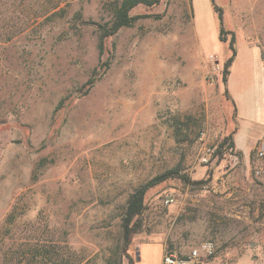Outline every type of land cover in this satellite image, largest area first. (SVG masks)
I'll list each match as a JSON object with an SVG mask.
<instances>
[{"label": "rangeland", "instance_id": "obj_1", "mask_svg": "<svg viewBox=\"0 0 264 264\" xmlns=\"http://www.w3.org/2000/svg\"><path fill=\"white\" fill-rule=\"evenodd\" d=\"M120 2L0 0V264H108L131 194L162 176L130 262L209 241L203 264H264V74L245 46L264 63V0L137 5L100 51Z\"/></svg>", "mask_w": 264, "mask_h": 264}, {"label": "trees", "instance_id": "obj_2", "mask_svg": "<svg viewBox=\"0 0 264 264\" xmlns=\"http://www.w3.org/2000/svg\"><path fill=\"white\" fill-rule=\"evenodd\" d=\"M160 0H121V2L113 8V14L109 24H98L99 32V50L102 51V40L110 35L116 33L119 29L123 27L130 26L134 21L135 17L129 15V11L137 5H143L146 7H151L159 3ZM214 8H216L213 0H210ZM218 22H219V40L224 42L226 38L223 36L226 33L231 34V39L228 43L229 50L231 55L227 58L224 63V70L222 73L223 80L227 83L228 75L230 72V66L236 55L234 44V34L232 32H227L223 28V17L219 9L218 12ZM91 82V81H90ZM228 138H225L222 143H225ZM230 145L233 146V140L230 141ZM165 176L154 178L153 181L148 184L137 188L134 193L131 194L130 199L128 200L127 207L124 211V216L121 224V231L118 238V245L115 247L114 251V260H108V264H122V258L127 257L129 264H135V262H130L128 256V247L131 241L132 233L136 232L139 229V226H136L135 221L132 222L133 218L140 214L142 210V200L145 193V190L148 186L160 182L164 179ZM131 224V225H130ZM68 264H75L74 262H69ZM78 264V262L76 263Z\"/></svg>", "mask_w": 264, "mask_h": 264}, {"label": "built area", "instance_id": "obj_3", "mask_svg": "<svg viewBox=\"0 0 264 264\" xmlns=\"http://www.w3.org/2000/svg\"><path fill=\"white\" fill-rule=\"evenodd\" d=\"M255 152L257 157L264 155V133L257 141L255 146ZM163 202L169 205L173 202L171 196H165ZM213 252L212 243L209 241L201 242L197 247L192 248L184 256H179L175 252L165 250L160 264H203L204 258L211 255Z\"/></svg>", "mask_w": 264, "mask_h": 264}, {"label": "crops", "instance_id": "obj_4", "mask_svg": "<svg viewBox=\"0 0 264 264\" xmlns=\"http://www.w3.org/2000/svg\"><path fill=\"white\" fill-rule=\"evenodd\" d=\"M245 46L248 47V52H249V55H250L248 62H250V63L252 64L253 67H255V70H259V71L261 72V74H264V63H263V61H262V58H261V54H260L259 49H258L256 46H252V45H247V44H246ZM236 54H237V53H236ZM236 59H237V56L235 55L234 60H233V62H232V64H231V66H230V74L233 72V69H234V67H235V65H236ZM227 81H228V79H227ZM230 96L232 97V95H230ZM232 98H233V97H232ZM236 111H237V110H236ZM238 115H239V114H237V117H238ZM255 117H256V118H253L252 120H250L251 123L257 124L258 126H261V127H262V126L264 125V118H263V116L261 115V117H258V118H257V116H255ZM258 138H259L258 135L254 138L252 147L255 145V143H256V141H257ZM234 141H235V147H236L239 151H241V149H239V148L237 147V144H236V142H237V140H236V136H235V138H234ZM252 147H250V148L248 149L247 153L251 150ZM241 152H242V151H241ZM242 153H243V152H242ZM247 153H246V154H247ZM243 154H244V153H243ZM246 154H244V155H246ZM147 245H149V244H147V243H139V244H138V249H137V251L139 252V257H140V259H139L138 261L135 260V264H141V263L143 262V260H144V256H143V254H142V249L145 247V250H146V249H147ZM164 250H165V243H162V249H161L160 257H159V259H158V264H160L161 257H162V255H163V253H164Z\"/></svg>", "mask_w": 264, "mask_h": 264}, {"label": "water", "instance_id": "obj_5", "mask_svg": "<svg viewBox=\"0 0 264 264\" xmlns=\"http://www.w3.org/2000/svg\"><path fill=\"white\" fill-rule=\"evenodd\" d=\"M140 259V257H139V252L137 251L136 252V260L138 261Z\"/></svg>", "mask_w": 264, "mask_h": 264}]
</instances>
